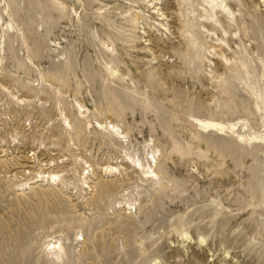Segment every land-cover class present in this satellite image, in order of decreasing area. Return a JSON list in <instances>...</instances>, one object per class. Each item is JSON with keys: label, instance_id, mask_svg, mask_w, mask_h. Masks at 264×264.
Instances as JSON below:
<instances>
[{"label": "rangeland", "instance_id": "rangeland-1", "mask_svg": "<svg viewBox=\"0 0 264 264\" xmlns=\"http://www.w3.org/2000/svg\"><path fill=\"white\" fill-rule=\"evenodd\" d=\"M0 264H264V0H0Z\"/></svg>", "mask_w": 264, "mask_h": 264}, {"label": "bare ground", "instance_id": "bare-ground-1", "mask_svg": "<svg viewBox=\"0 0 264 264\" xmlns=\"http://www.w3.org/2000/svg\"><path fill=\"white\" fill-rule=\"evenodd\" d=\"M263 2V1H262Z\"/></svg>", "mask_w": 264, "mask_h": 264}]
</instances>
